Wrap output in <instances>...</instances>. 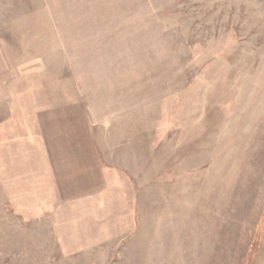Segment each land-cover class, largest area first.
<instances>
[{
    "label": "rangeland",
    "instance_id": "1",
    "mask_svg": "<svg viewBox=\"0 0 264 264\" xmlns=\"http://www.w3.org/2000/svg\"><path fill=\"white\" fill-rule=\"evenodd\" d=\"M0 264H264V0H0Z\"/></svg>",
    "mask_w": 264,
    "mask_h": 264
}]
</instances>
